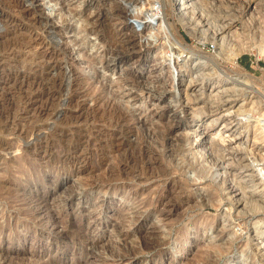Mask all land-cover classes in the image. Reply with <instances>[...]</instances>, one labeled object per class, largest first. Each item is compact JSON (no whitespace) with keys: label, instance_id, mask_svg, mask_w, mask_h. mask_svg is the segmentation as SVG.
I'll return each mask as SVG.
<instances>
[{"label":"rangeland","instance_id":"obj_1","mask_svg":"<svg viewBox=\"0 0 264 264\" xmlns=\"http://www.w3.org/2000/svg\"><path fill=\"white\" fill-rule=\"evenodd\" d=\"M53 1L0 0V264H264V0L240 55L164 0Z\"/></svg>","mask_w":264,"mask_h":264},{"label":"bare ground","instance_id":"obj_2","mask_svg":"<svg viewBox=\"0 0 264 264\" xmlns=\"http://www.w3.org/2000/svg\"><path fill=\"white\" fill-rule=\"evenodd\" d=\"M148 1V0H145ZM215 0H164L163 2V7L165 9V13H167V15L169 16H175L177 19V22H179L184 30L191 36L193 37L192 33L187 29V25L184 23V21H182V18L185 17L186 15H190V14H198L200 16V18H202L204 21L201 22V24H205V26L207 25L205 20H208L206 17L211 18L213 20L212 23H209V26L206 31L209 32L211 35H213L218 42H223L226 38L228 37H233V36H237L240 35L242 32H246V30L248 31V29H246L245 23L248 22V25H252V23H255V17L254 15L259 14L258 13V9L259 7L263 4V2H261L262 0H247L246 3L244 4L245 6L243 7V10L241 11L240 15L236 16L234 14L231 13H226L224 15L221 16H215L214 18L211 17L210 13H206L207 12V7H205V5H214L215 3H219V2H214ZM50 2H54L53 0H50ZM113 2V1H112ZM160 4V3H159ZM136 5V4H135ZM13 6V5H12ZM161 6V5H159ZM14 8V7H13ZM108 9V8H106ZM133 9V8H132ZM156 11V10H155ZM234 11V10H233ZM211 12V11H210ZM236 12V11H235ZM239 13V12H238ZM249 14V15H248ZM88 15V14H87ZM133 15V14H132ZM136 16V15H135ZM165 16V15H162ZM246 17H248L246 19ZM98 19V18H97ZM131 19V18H130ZM218 23H222L220 26H218ZM224 23H226L224 25ZM251 23V24H250ZM255 26V24H254ZM251 29V27H250ZM171 32L174 34V37L176 42L181 45L183 44L182 41L179 39L180 35H179V31L176 27V25H171ZM249 32V31H248ZM113 35V34H112ZM105 44V43H104ZM220 55H222L220 53ZM233 55V54H232ZM200 68L203 67L202 64L197 63L195 66H197ZM205 66V65H204ZM205 68V67H204ZM182 71V70H181ZM179 73V72H178ZM182 75V74H181ZM179 76V75H178ZM192 81V80H191ZM190 84V83H189ZM188 87V86H187ZM188 96V94H187ZM185 98V97H184ZM186 100V98H185ZM213 114V113H212ZM211 115V114H210ZM224 115V114H223ZM200 127V126H199ZM205 129V128H204ZM202 133L201 130L198 128L196 130H194L192 132V134L189 137V140H186L185 142L186 144V148H187V153H190V155L193 157L194 161H196V163L199 164V160H197V155L191 153L192 149L195 146L200 145L203 142V138L201 137ZM88 151V150H87ZM199 152V151H198ZM197 152V153H198ZM203 155V154H201ZM116 160V159H115ZM84 165V164H83ZM116 165V164H115ZM180 165V164H179ZM109 166V165H108ZM184 168V167H183ZM182 169V168H181ZM116 171V170H115ZM194 179V178H192ZM225 180L222 179V182H224ZM226 183V182H225ZM228 184V183H227ZM232 186V185H231ZM233 188V187H232ZM235 188V187H234ZM238 189V188H237ZM228 192L226 193V195L228 196V201L234 205H238V200L235 199L237 197V194L235 193L236 190L234 189H229L227 190ZM121 192V191H119ZM122 193V196H124V193ZM119 194V193H118ZM217 201V199H216ZM220 205V202H217V206ZM216 206V207H217ZM244 206V205H243ZM228 212V213H227ZM230 210L228 209V211L223 212V215L225 218L227 216H229L230 214ZM222 217V218H224ZM255 227L254 229H257L259 226V221L254 223ZM66 229V228H65ZM233 234V233H232ZM228 236V235H226ZM232 236L229 237V239H231ZM228 241V240H227ZM231 242V241H230ZM174 249V248H173ZM249 250V249H248ZM250 252V251H249ZM252 254V253H251ZM250 254V255H251ZM249 255L247 248L245 247V249H243L240 254L238 255L240 258L239 264H254L253 261V257L251 258V256ZM255 260V259H254ZM226 264H231L230 260L226 262Z\"/></svg>","mask_w":264,"mask_h":264},{"label":"built area","instance_id":"obj_3","mask_svg":"<svg viewBox=\"0 0 264 264\" xmlns=\"http://www.w3.org/2000/svg\"><path fill=\"white\" fill-rule=\"evenodd\" d=\"M207 7V12L213 11L210 13L211 16L215 17L216 10L213 9L215 5H205ZM208 20H205L207 25L201 24L204 20L200 18L198 14H190L186 15L182 18V21L187 25V29L192 33L193 37H191L181 26L184 39L186 45H190L194 47L193 51L199 54H209V55H220L221 54H251L254 50H257L259 43L253 42L250 32H242L240 35L228 37L223 42H218L217 39L211 35L206 29L209 26V23H212L213 20L211 18L206 17ZM164 32L167 33L165 30ZM161 32L162 38L164 41L167 40V36L163 35ZM168 41V40H167ZM169 44V42H167ZM255 44V45H254ZM164 44H162L163 46ZM165 46V45H164ZM166 50L167 47L165 46ZM168 51V50H167ZM258 51V50H257ZM169 52V51H168ZM171 52V51H170ZM169 52V53H170Z\"/></svg>","mask_w":264,"mask_h":264}]
</instances>
